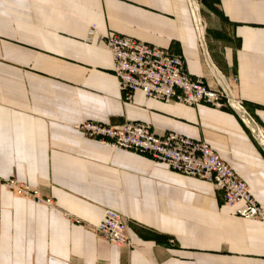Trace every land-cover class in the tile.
I'll return each instance as SVG.
<instances>
[{
  "label": "crops",
  "instance_id": "1",
  "mask_svg": "<svg viewBox=\"0 0 264 264\" xmlns=\"http://www.w3.org/2000/svg\"><path fill=\"white\" fill-rule=\"evenodd\" d=\"M112 33L179 54L210 85L218 73L264 132V0H0V177L53 199L0 186V264H264V220L233 215L218 186L77 128L139 121L204 141L264 208V147L248 124L229 108L124 96ZM105 209L132 248L94 234Z\"/></svg>",
  "mask_w": 264,
  "mask_h": 264
},
{
  "label": "built area",
  "instance_id": "2",
  "mask_svg": "<svg viewBox=\"0 0 264 264\" xmlns=\"http://www.w3.org/2000/svg\"><path fill=\"white\" fill-rule=\"evenodd\" d=\"M104 42L111 54L112 72L126 96L140 90L146 97L157 100L229 108L248 124L264 147L263 130L218 73L213 76L214 85H210L202 78L192 77L185 70L182 57L168 49L116 33L105 36ZM232 80L236 82L237 79L233 77ZM77 128L101 143L148 154L154 162L165 164L176 172L206 180L222 190V202L233 208V215L264 220V208L254 199L246 183L204 141L173 132L158 135L150 125L137 121L118 125L85 121ZM0 186L38 205L50 207L53 204L52 197L42 195L37 188L14 177L0 178ZM94 234L116 246L133 247L126 221L112 209L104 210L94 226Z\"/></svg>",
  "mask_w": 264,
  "mask_h": 264
},
{
  "label": "rangeland",
  "instance_id": "3",
  "mask_svg": "<svg viewBox=\"0 0 264 264\" xmlns=\"http://www.w3.org/2000/svg\"><path fill=\"white\" fill-rule=\"evenodd\" d=\"M123 92V91H122ZM123 94H124V96H126V94H125V92H123ZM127 97V96H126ZM137 122H139V121H137ZM143 123V122H142ZM147 124V123H146ZM1 178V177H0ZM8 178V177H7ZM6 190V189H5ZM126 221V220H125Z\"/></svg>",
  "mask_w": 264,
  "mask_h": 264
},
{
  "label": "bare ground",
  "instance_id": "4",
  "mask_svg": "<svg viewBox=\"0 0 264 264\" xmlns=\"http://www.w3.org/2000/svg\"><path fill=\"white\" fill-rule=\"evenodd\" d=\"M196 12V11H195ZM196 13H198V12H196ZM197 24V23H196ZM199 29V28H198ZM200 31V30H199Z\"/></svg>",
  "mask_w": 264,
  "mask_h": 264
},
{
  "label": "trees",
  "instance_id": "5",
  "mask_svg": "<svg viewBox=\"0 0 264 264\" xmlns=\"http://www.w3.org/2000/svg\"><path fill=\"white\" fill-rule=\"evenodd\" d=\"M202 1H204V2H205V0H202Z\"/></svg>",
  "mask_w": 264,
  "mask_h": 264
}]
</instances>
